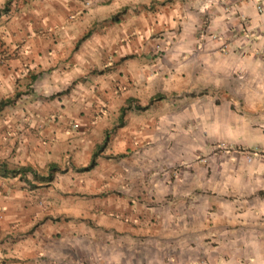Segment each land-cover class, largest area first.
I'll return each instance as SVG.
<instances>
[{"label":"crops","instance_id":"obj_1","mask_svg":"<svg viewBox=\"0 0 264 264\" xmlns=\"http://www.w3.org/2000/svg\"><path fill=\"white\" fill-rule=\"evenodd\" d=\"M259 1L0 0V264H117L144 246L264 264V181L160 144L152 111L196 68L203 86L264 83Z\"/></svg>","mask_w":264,"mask_h":264},{"label":"rangeland","instance_id":"obj_2","mask_svg":"<svg viewBox=\"0 0 264 264\" xmlns=\"http://www.w3.org/2000/svg\"><path fill=\"white\" fill-rule=\"evenodd\" d=\"M217 1L225 2L204 0L209 7ZM262 3H256L259 12L264 11ZM205 18L207 21L210 15ZM197 69L190 72L188 89L180 86L171 93L157 95L158 101L152 108L159 116L156 127L168 131L159 134V143L169 145V149H189L184 154L190 156L196 152L191 146H200L199 154L207 158V163L209 159H216L221 165L231 161L233 170L238 167L239 177L246 183L254 177L256 181H264V83H245L246 75L241 72H210L211 82L203 86L197 83ZM172 74V83H181L180 72ZM180 170L178 166L177 171ZM119 252L129 262L117 264H133L130 261L133 256L147 259L164 256L163 264H181V257L173 255V250L167 247L161 250L153 246L124 247L114 249L113 254Z\"/></svg>","mask_w":264,"mask_h":264},{"label":"trees","instance_id":"obj_3","mask_svg":"<svg viewBox=\"0 0 264 264\" xmlns=\"http://www.w3.org/2000/svg\"><path fill=\"white\" fill-rule=\"evenodd\" d=\"M115 18H116V17H115ZM9 102H10L9 99H7V100H2V101L0 102V111H1L5 106H7V105L9 104ZM140 108L142 109L143 107H140ZM95 155H96V154H95ZM94 164H95V162H94V159H93V161L91 162V165H90L89 167H87V169H90L92 166H94ZM22 171H31V168L26 167V168H23Z\"/></svg>","mask_w":264,"mask_h":264},{"label":"built area","instance_id":"obj_4","mask_svg":"<svg viewBox=\"0 0 264 264\" xmlns=\"http://www.w3.org/2000/svg\"><path fill=\"white\" fill-rule=\"evenodd\" d=\"M259 9H260V11H262V8L261 7H259Z\"/></svg>","mask_w":264,"mask_h":264}]
</instances>
